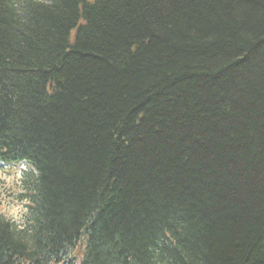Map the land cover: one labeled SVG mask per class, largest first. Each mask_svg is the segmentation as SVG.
Returning <instances> with one entry per match:
<instances>
[{"label": "trees", "instance_id": "trees-1", "mask_svg": "<svg viewBox=\"0 0 264 264\" xmlns=\"http://www.w3.org/2000/svg\"><path fill=\"white\" fill-rule=\"evenodd\" d=\"M21 159L0 264H264V0H0Z\"/></svg>", "mask_w": 264, "mask_h": 264}, {"label": "rangeland", "instance_id": "rangeland-1", "mask_svg": "<svg viewBox=\"0 0 264 264\" xmlns=\"http://www.w3.org/2000/svg\"><path fill=\"white\" fill-rule=\"evenodd\" d=\"M20 165L16 166H0V200H3V203H0V214H3L8 218H18L19 212L21 211V205L15 201H10L13 199L18 190V169ZM29 169V167H25ZM13 195H10V194Z\"/></svg>", "mask_w": 264, "mask_h": 264}]
</instances>
